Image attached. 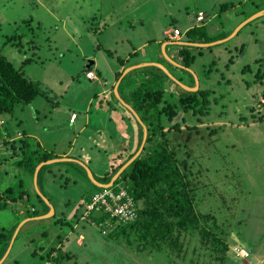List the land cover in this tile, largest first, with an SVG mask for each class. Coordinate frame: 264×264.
<instances>
[{
    "label": "rangeland",
    "instance_id": "1",
    "mask_svg": "<svg viewBox=\"0 0 264 264\" xmlns=\"http://www.w3.org/2000/svg\"><path fill=\"white\" fill-rule=\"evenodd\" d=\"M260 1L264 0H255L264 4ZM230 2L234 3L233 7L219 10L223 3ZM197 10L204 14L200 22L196 20ZM253 10L251 0H0V34L17 31L26 32L27 37L28 31L33 28L32 31L39 35V49L33 55L37 61L27 64L25 69L50 90L48 98L39 95L27 105L18 104L10 115L3 117L9 120L14 130L26 131L32 142L39 141L42 147L54 154L70 148L71 152L79 154L76 159L82 158L89 165L94 175H102L114 156L122 155L123 160L137 147V134L132 136L137 129L132 114L128 111L123 113L121 110L125 107L109 91L100 93L102 87L98 82L102 79L108 86L115 83V71L120 63L116 56L124 58L133 48L135 50L143 44L139 48L141 59L144 63L160 67L167 75L168 83L177 85L179 79L182 84L191 86L196 82L197 75L199 85L192 90H212L207 95V113L200 115L179 110L175 118V121L181 120L180 117L185 115L186 121L182 125L196 123L199 127L196 131L192 130L188 147L191 151L190 168L199 171L193 178L195 205L201 213L209 212L220 219L222 235L225 238L229 235V243L235 233L238 239L230 243V253L234 259L240 258L237 264L242 258L245 264H257L255 256L261 257V248L264 247V102L261 100L264 94V10L246 19L245 14ZM131 22L134 25H130ZM173 24L182 31L190 24H204L207 34L213 38L231 30L234 33L223 40H215L217 42L211 43V47L204 44L200 49L186 43L168 44L167 52L171 53L174 49V59H177V45L189 48L190 54H195L194 62L187 67L182 58H178L179 64L167 58L162 44V55L158 51L156 41L162 38V30L171 28ZM185 32L182 33L184 38L187 37ZM99 44L103 47H97ZM4 52H13V60L18 62L19 51L7 45ZM94 60L100 73L96 72L98 81L82 76L83 68ZM157 61L163 63L168 72ZM150 66L153 65L146 68L151 71L153 68ZM132 73L137 75L142 72L136 70ZM124 86L127 85L121 82L120 94L127 99L126 88L130 91L131 87ZM94 93L98 95L94 96ZM165 98L172 100L175 93L167 90ZM248 105L254 109L248 110ZM70 111L78 115L74 126L67 122ZM86 119H89L87 130L77 133ZM119 123L123 128L119 127ZM212 127L216 130L215 135H209ZM75 135L77 139L72 141ZM9 162L10 159L6 167H9ZM75 164L64 161L53 163L39 182L42 193L57 208L61 202V207L66 208L63 217L68 220H73V217L74 222L66 226L55 223L54 218L28 222L19 232L4 264H40L38 254L31 255L36 246L37 252L46 251L49 246L55 245L53 239L56 234L53 237L51 234L55 231L61 235L68 234L76 223L78 230L84 224L106 227L111 231L108 223L91 216L101 217L98 209L91 211L86 218L81 217L84 213L80 206L81 196L87 191L88 182L79 178L81 169L78 163ZM11 168L8 175H0V186L19 187L18 179L25 178L24 184L29 186L33 195L37 184L33 190L28 176L22 171L16 175ZM16 209L15 206L0 210V228L10 226L20 218L17 214L13 215ZM74 209L78 212H73ZM88 230L83 231L88 246H84L86 242L78 247L71 246L75 264H94L98 261L100 263L96 264H102L110 258L112 264H124L117 253H110L108 260L107 247L102 244L106 237L96 230L95 235H88ZM70 237H75L72 231ZM257 242L262 243L258 248L254 245ZM248 243L249 249H257V252H249L244 246ZM239 248H244L247 255H238ZM149 249L144 248L136 254L142 264H235L233 260L223 263L214 253L215 249L205 250L200 241L190 243L184 259L169 249ZM13 258L17 262L13 263ZM146 258L149 259L146 261ZM115 259L121 261L116 262ZM131 264L138 263L132 261Z\"/></svg>",
    "mask_w": 264,
    "mask_h": 264
},
{
    "label": "trees",
    "instance_id": "2",
    "mask_svg": "<svg viewBox=\"0 0 264 264\" xmlns=\"http://www.w3.org/2000/svg\"><path fill=\"white\" fill-rule=\"evenodd\" d=\"M233 4V2L223 3L219 10L233 7ZM251 6L254 10L245 14L246 19L264 9V4L261 5L255 0H251ZM199 13H202L204 17L203 12L197 10L195 13L196 18ZM93 18L95 19L94 16ZM131 25L134 24L131 22ZM170 27V29L178 28L181 33L186 31L187 41H197L199 43H210L218 39H224L233 31L223 32L219 37L213 38V36L207 34L204 24H190L183 31L175 24ZM32 30L33 28L28 31L30 36L27 37H25L26 32L10 31L8 34L5 32L0 34V38L2 37L0 41V120L2 121L0 123V175L2 177L8 175L9 167L11 168L13 165L11 170L15 172L14 174L20 175L21 171L24 172L31 182V187L33 186V177L37 166L40 163L52 160L55 155L50 150L44 149L39 143L32 142L26 131L14 130L11 124L8 123L9 120L5 119L3 115H10L15 106L18 104L27 105L39 95L48 98V91L50 90L47 85L32 77L25 69L27 64L37 61L35 57L33 58V55H36L37 49H39V41H41L39 35ZM7 45L12 46L15 51L21 53L17 63L13 60V56H15L13 52L10 54L4 52ZM212 45L209 44L207 47ZM177 46L181 47L178 54L184 60H182L183 63L187 67L190 66L195 60V54L191 55L189 48L181 45ZM97 47L102 48L103 46L99 44ZM197 49H200V46ZM117 60L124 63L119 56H117ZM93 67L94 64L92 63L86 65L83 68L82 76L87 79L86 74ZM146 67H149V65L128 71L121 77L120 81L124 85L133 87L129 91V98L139 117L138 119L131 115L133 123L137 126L135 133L132 134V136L137 134V147L123 160L122 155L117 154V156H114L103 177L95 178L101 184L109 183L118 170L139 151L137 156L118 174L112 184L108 185L114 187V189L122 186L132 199L136 211L135 218L131 221L111 220L110 223L116 226L112 227V230L116 228L114 231L116 232L118 229L122 234L121 237L126 238L131 245L135 244L142 250L144 248L155 251L169 249L173 253L175 251L178 257L183 259L188 254L187 248L190 243L193 241V244H195L200 241L205 250L215 249L214 251L217 253H214L218 254L224 263L229 260L228 253L230 243L233 240H230L229 243V235L227 238L222 235L220 219L209 212L206 214L201 213L195 205L196 192L193 186V178L199 174V171H192V168H190V163H192L190 160L191 151L188 147L192 130H198L199 127L196 123L182 125L186 121L185 115L180 117L181 120L175 121L179 110L184 113L206 114L209 107L207 95L209 90L210 92L212 90L198 88L195 91H190L179 87V92L175 94V98L168 100L165 98L166 89L164 87L167 75L157 66H150L153 68L151 71ZM95 70L97 74H100L98 66L95 67ZM136 70L142 72V74L135 81L132 72ZM121 75L122 71L115 72L116 79ZM246 108L248 110L254 109L250 105ZM72 113V111L69 112L70 121L76 118L74 113L75 117L71 120ZM244 117L242 118L244 119ZM142 123L146 127V133H144ZM215 132V128L212 127L209 130V135ZM183 134L184 137H181ZM142 141L145 142L142 144ZM9 159L11 162H9V167H6ZM53 163L60 162L44 163L37 170L38 184L43 178V173ZM72 163L74 164V162ZM77 166L81 169L79 178H85L84 180L89 184H87V191L82 194L83 197L81 196L80 206L83 208L85 203L90 202L93 193L96 190H102L104 187L93 183L88 178L86 170L79 164ZM24 179H18L19 187L0 186V210L13 209L16 206V211H13L14 215L18 211V205L23 204L26 209L25 216H40L47 213L49 210L48 204L36 191L31 195L29 186L24 184ZM76 212L78 211L76 210ZM99 213L102 218L97 217L98 215L95 214H91V216L94 219L103 220V213ZM63 216L62 214L58 216L55 213L52 217L54 222L60 223L61 226L70 225L74 222L73 217L71 218L73 220H68ZM21 217L23 216L20 215V218L15 219L12 225L0 228L2 230L0 232V256L7 248L18 222L22 219ZM103 221L108 222L107 218ZM248 250L252 253L255 249L248 248ZM52 251L51 249L48 252L49 255Z\"/></svg>",
    "mask_w": 264,
    "mask_h": 264
},
{
    "label": "crops",
    "instance_id": "3",
    "mask_svg": "<svg viewBox=\"0 0 264 264\" xmlns=\"http://www.w3.org/2000/svg\"><path fill=\"white\" fill-rule=\"evenodd\" d=\"M131 25V23H130ZM170 28H164L161 32V37L162 38H159L156 43L158 45V51L159 53H161V50H160V45L162 44V51L165 53V55L167 56V58L169 59H172V60H175L178 64L180 62V60L178 58H181L180 55L178 54L179 53V49L181 47H176L175 49V54H176V58L177 59H174L173 57V53H174V49L171 53L167 52V45L168 44H172L173 43H180V44H183V43H186V45H192V46H203L204 43H199V42H195V41H187L186 38H184L181 34V36L179 37L178 41H171L167 35L165 34L167 30H169ZM130 39V38H128ZM225 39V38H224ZM223 40V39H221ZM219 40V41H221ZM129 41V40H128ZM214 42H217V41H213V42H210L209 44L211 43H214ZM205 44H208V43H205ZM143 46V44H141ZM142 46H138L137 49L134 50L133 48V51L130 52V54H127L123 59V62L124 63H119V66H118V69L116 71H122V75L115 79V83L108 86L109 84L106 85V81L105 79H102V81L98 82V84L102 87V90H101V94H104V93H107L108 91L110 92V94L113 96L115 95L120 101L121 105H123L125 107V109L121 110L123 113H125L126 111H130L132 113V115H134L136 118L138 117V114L136 113V111L133 109L132 107V103L130 102V98H129V95L127 96V94H129V89H127L126 87L127 86H124L123 88H126L127 90V94H126V97L127 99H124L121 94H120V81H121V77L126 74L128 71L130 70H134L135 68H139V67H142L144 65H153V66H156L154 64H148V63H144V61L141 59V56H140V52H139V48L142 47ZM162 55V54H160ZM178 56V57H177ZM117 57V56H116ZM134 58V59H132ZM159 63H161L160 61H157ZM92 64H94V66H97L96 63H95V60L93 62H91ZM158 64V63H156ZM163 63L161 64H158L159 66H163L162 65ZM158 67V66H157ZM162 67V68H163ZM160 68V67H159ZM91 71L94 72V74H96V70H95V67H93L91 69ZM115 71V72H116ZM194 72V71H193ZM140 74V75H139ZM139 74H135L133 73V78L135 77V81L139 79V77L141 76L142 73H139ZM97 75V74H96ZM135 75V76H134ZM171 75V74H170ZM196 75V74H195ZM137 78V79H136ZM88 80H90L89 78H87ZM92 81V80H91ZM98 81V79H97ZM177 81V80H176ZM178 82V81H177ZM176 82V83H177ZM192 84V87H194L195 85H199V80H198V77L196 75V82L195 83H191ZM177 85H180L182 89H186L185 86L183 84H179L177 83ZM177 85L173 84V83H168V81L166 80L165 82V89L166 91L168 90L169 93H175V94H178L179 92V86L177 87ZM176 86V87H175ZM133 87L131 86V89ZM125 90V89H124ZM187 90V89H186ZM190 91H195V90H190ZM94 95H98L97 93H94ZM89 99V98H88ZM89 101V100H88ZM74 114L75 112L72 111ZM126 116H127V113H126ZM70 115L68 116V124H71L72 126L76 125L77 124V119H78V115H76V118L73 120V121H70ZM119 118H121L119 116ZM122 121V119H119ZM88 122H89V119H86L85 122H83L80 127L78 128V131L77 133H83L85 130H87V125H88ZM124 125V121L122 122ZM135 125V124H134ZM119 127L120 128H123V125L121 123H119ZM74 128V127H73ZM86 134V133H85ZM76 135L74 136V139L72 141H74L75 139H77ZM87 138V136H85V139ZM83 139V140H85ZM39 143V141L35 140V143ZM142 144H143V141H142ZM72 145V144H71ZM44 149H46L44 147ZM55 155V158H53L52 160H50L51 162H57V161H64V162H74V163H78L80 164L87 172V176L88 178L95 184H97L98 186H101L103 184L97 182V180H95V178H99V177H103L104 175V172L102 175H94V173L92 172L91 168L89 167V165L82 159H76L79 154H76L73 153V151L71 152L70 151V148L68 150H62L59 154H54ZM117 156V155H116ZM81 172V171H79ZM99 176V177H98ZM114 177V176H113ZM33 186H35L36 188V184H37V188L36 190L39 191L40 195L42 196V198L45 200V202L48 204L49 206V210L47 213L43 214V215H40V216H25V208L23 207V204L21 205H18V211L16 212L17 215H22L23 217H21L22 219L18 222V225L16 227V229L14 230L15 232L12 234L9 242H8V246L7 248L5 249L4 253L0 256V264H4L7 260V256L9 255V253L11 252L12 250V246L14 244V241L17 239L18 235H19V232H21L23 226L25 224H27L28 222H33V221H47V219L49 218H53L52 216L56 213V215L60 216L61 214L64 215V212H65V209L61 207V202H60V206L57 208L55 207L56 204L51 202L45 194L42 193L40 187H39V184L37 183V177L35 176V178L33 179ZM31 185V184H30ZM34 190V188H33ZM35 190V191H36ZM36 191V192H37ZM38 193V192H37ZM38 193V194H39ZM63 205V204H62ZM51 212V215H47ZM73 212H76V210L74 209ZM72 218V217H71ZM102 218V217H101ZM107 218V216L103 213V220H105ZM54 220V219H53ZM23 222V224H22ZM77 224H75V227L71 228L70 230V233L72 231V234L75 235L74 239H72L70 237V233L68 234H62L59 232V231H55V233L51 236L53 237L55 234L56 236L54 237L53 239V242L55 243V245H51L49 246L48 249H46V251H42V250H39L37 252V249H38V246H36V248L34 249L33 252H31V255L34 256L35 254H38V258H39V261H40V264H75L74 262V254H73V251L71 250V246L73 245L74 247H78V246H81L84 244V246H88L87 245V241H86V235L84 234V230H88L87 231V234L90 235L93 233V235H95L94 233V230H96L97 232H100V234L104 237H106L103 241H102V244L107 247V250H108V253H107V259L110 258L109 257V254L110 253H117L118 254V257L120 259V256L121 258L123 259L124 261V264H131L132 261H134L135 263H138V264H142V262L140 260L137 259V252H141L142 249H140L138 246H136L135 244L131 246V244L129 243V241L124 238V237H121L122 234L120 233V231L117 229L116 232L114 228V230H112V227H116L114 226V224L110 227L111 231H108V229L106 227H99V226H90V225H87L89 227H87L86 225H82V227L78 230L77 229ZM112 224V223H110ZM110 224L108 223V226H110ZM116 224V223H115ZM66 225V224H65ZM87 227V228H86ZM59 230V229H58ZM107 231V232H105ZM232 233V232H231ZM120 235V236H119ZM232 243L235 241H237L238 238L235 237V233H234V236L232 235ZM94 244V243H93ZM92 244V247L94 248ZM46 245V244H44ZM91 245V244H90ZM249 243L248 245L245 244L244 246L246 248H249ZM254 245H256V247L258 248L259 246L262 245V243L260 244V242H257V243H254ZM134 246V247H133ZM264 246V244H263ZM53 250L52 253L49 255L48 252H50V250ZM31 250H32V247H31ZM30 250V251H31ZM231 250V248H230ZM230 250H229V255L231 257H229V261L230 260H233L235 262V264H237L238 262V259H240L238 257V259H234V256H232V252L230 253ZM62 251V252H61ZM232 251V250H231ZM261 251H262V256H255L256 258V261L258 262L257 264H264V247L261 248ZM255 252H257V249L255 250ZM254 252V253H255ZM63 253V254H62ZM253 254V253H252ZM257 255V254H256ZM253 256V255H252ZM242 258V257H241ZM43 261H42V260ZM104 259V258H101V260ZM119 259H115L116 262H120L121 260ZM149 258H146L144 260H148ZM243 259V258H242ZM241 259V263L239 261L240 264H245L243 263ZM109 260V259H108ZM237 260V261H236ZM13 263L17 262L15 258L12 259ZM228 261V260H227ZM113 260L112 258H110V260L108 262H102V264H112ZM96 263H100V261L98 262H95L94 264Z\"/></svg>",
    "mask_w": 264,
    "mask_h": 264
},
{
    "label": "built area",
    "instance_id": "4",
    "mask_svg": "<svg viewBox=\"0 0 264 264\" xmlns=\"http://www.w3.org/2000/svg\"><path fill=\"white\" fill-rule=\"evenodd\" d=\"M203 18L202 13H199L197 20ZM167 37L171 41H178L181 32L178 28L169 29L166 33ZM89 78L94 79L95 76L92 71H88L86 74ZM264 102V95L261 99ZM75 115H71V120L74 119ZM2 121L0 120V123ZM102 190H97L93 193L90 202L85 203L82 214V218H86L87 215L93 210H100L107 216V220L110 224L111 220L127 222L135 218V208L132 204V199L127 195L126 190L119 186L117 189L111 186H103ZM105 222V221H104ZM112 226V224H110ZM237 254L240 256H246L247 251L244 248L237 249Z\"/></svg>",
    "mask_w": 264,
    "mask_h": 264
},
{
    "label": "water",
    "instance_id": "5",
    "mask_svg": "<svg viewBox=\"0 0 264 264\" xmlns=\"http://www.w3.org/2000/svg\"><path fill=\"white\" fill-rule=\"evenodd\" d=\"M264 10V9H263ZM261 11V10H260ZM251 17H255L254 16V14H253V16H251ZM239 28V27H238ZM234 33V32H233ZM233 33L230 35V37L233 35ZM209 44V43H208ZM163 67V66H162ZM163 69L166 71V72H168V70L165 68V67H163ZM185 88H187V89H190V90H192L193 88L192 87H187V86H185ZM138 119H139V117H137ZM142 125H143V123H142ZM143 127H145V125H143ZM144 133H146V130H144ZM139 153V151H137L119 170H118V172L114 175V177H112V179H111V181L107 184V185H110V184H112V182L114 181V179L118 176V174L123 170V168L130 162V161H132L136 156H137V154ZM51 161L50 160H48V161H46V162H43V163H40L38 166H37V168H36V172H35V174H34V177L36 176V174H37V170L44 164V163H50Z\"/></svg>",
    "mask_w": 264,
    "mask_h": 264
},
{
    "label": "clouds",
    "instance_id": "6",
    "mask_svg": "<svg viewBox=\"0 0 264 264\" xmlns=\"http://www.w3.org/2000/svg\"><path fill=\"white\" fill-rule=\"evenodd\" d=\"M204 18V17H203ZM202 18V19H203ZM201 19V20H202ZM196 20H197V18H196ZM200 20H197V22H199ZM166 34V33H165ZM182 34V33H181ZM167 35V34H166ZM181 36V35H180ZM177 42V41H176ZM205 44V43H204ZM93 72V71H92ZM93 74H94V72H93ZM94 76H95V78L94 79H91V78H89L88 76V78L90 79V80H92V81H97V75L96 74H94ZM178 80V82L180 83V84H182L180 81H179V79H177ZM184 85V84H183ZM184 86H186V85H184ZM187 87H192V86H187ZM264 95V94H263ZM260 104H262L261 102H259ZM2 123V122H1ZM108 184V183H107ZM107 184H103V185H101V186H106ZM111 185V184H110Z\"/></svg>",
    "mask_w": 264,
    "mask_h": 264
}]
</instances>
